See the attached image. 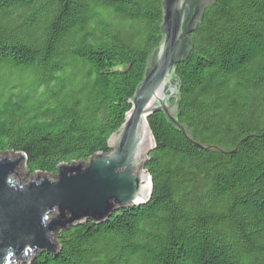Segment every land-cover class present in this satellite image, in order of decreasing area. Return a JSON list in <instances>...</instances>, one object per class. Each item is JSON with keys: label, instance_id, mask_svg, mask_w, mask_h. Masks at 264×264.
Returning a JSON list of instances; mask_svg holds the SVG:
<instances>
[{"label": "trees", "instance_id": "16d2710c", "mask_svg": "<svg viewBox=\"0 0 264 264\" xmlns=\"http://www.w3.org/2000/svg\"><path fill=\"white\" fill-rule=\"evenodd\" d=\"M162 0H0V153L55 175L108 153L162 40ZM148 117L152 194L22 264H264V0H214Z\"/></svg>", "mask_w": 264, "mask_h": 264}, {"label": "water", "instance_id": "95a60500", "mask_svg": "<svg viewBox=\"0 0 264 264\" xmlns=\"http://www.w3.org/2000/svg\"><path fill=\"white\" fill-rule=\"evenodd\" d=\"M214 0H162V40L148 59L111 150L87 162L62 163L55 175L36 172L24 181L26 155L0 153V264H22L39 252L57 253L56 233L92 219H108L121 207L145 204L152 194L146 169L155 138L148 117L163 112L193 141L178 119L181 82L176 65L192 49V32ZM24 173L18 172V168Z\"/></svg>", "mask_w": 264, "mask_h": 264}, {"label": "rangeland", "instance_id": "374dc122", "mask_svg": "<svg viewBox=\"0 0 264 264\" xmlns=\"http://www.w3.org/2000/svg\"><path fill=\"white\" fill-rule=\"evenodd\" d=\"M18 172H20V173H24V170L21 168V165L19 166V168H18ZM34 175H30L29 174V171H28V173L25 175V177H24V181L26 182V181H28L31 177H33Z\"/></svg>", "mask_w": 264, "mask_h": 264}]
</instances>
